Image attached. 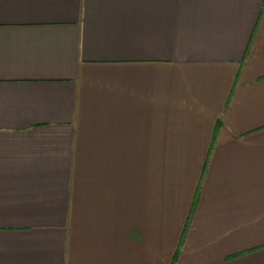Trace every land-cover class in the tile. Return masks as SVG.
I'll return each instance as SVG.
<instances>
[{"label": "crops", "instance_id": "1", "mask_svg": "<svg viewBox=\"0 0 264 264\" xmlns=\"http://www.w3.org/2000/svg\"><path fill=\"white\" fill-rule=\"evenodd\" d=\"M0 264H264V0H0Z\"/></svg>", "mask_w": 264, "mask_h": 264}]
</instances>
